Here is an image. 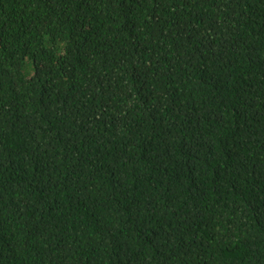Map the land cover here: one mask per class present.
Masks as SVG:
<instances>
[{
    "label": "trees",
    "instance_id": "obj_1",
    "mask_svg": "<svg viewBox=\"0 0 264 264\" xmlns=\"http://www.w3.org/2000/svg\"><path fill=\"white\" fill-rule=\"evenodd\" d=\"M0 264H264V0H0Z\"/></svg>",
    "mask_w": 264,
    "mask_h": 264
}]
</instances>
